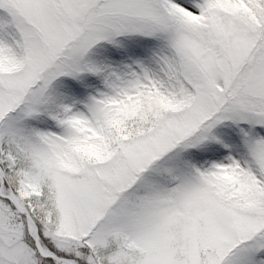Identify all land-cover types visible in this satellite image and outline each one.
<instances>
[{
	"label": "snow or ice",
	"instance_id": "1",
	"mask_svg": "<svg viewBox=\"0 0 264 264\" xmlns=\"http://www.w3.org/2000/svg\"><path fill=\"white\" fill-rule=\"evenodd\" d=\"M0 264H264V0H0Z\"/></svg>",
	"mask_w": 264,
	"mask_h": 264
}]
</instances>
